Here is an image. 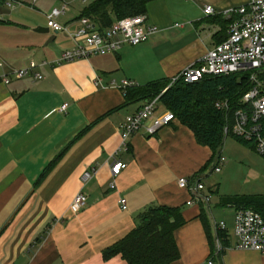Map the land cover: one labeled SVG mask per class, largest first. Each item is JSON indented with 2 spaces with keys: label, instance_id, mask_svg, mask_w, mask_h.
I'll use <instances>...</instances> for the list:
<instances>
[{
  "label": "crops",
  "instance_id": "obj_1",
  "mask_svg": "<svg viewBox=\"0 0 264 264\" xmlns=\"http://www.w3.org/2000/svg\"><path fill=\"white\" fill-rule=\"evenodd\" d=\"M9 1L0 0V18L11 12L1 6ZM246 1L148 0L147 23L157 32L146 42L60 64L51 63L74 47L67 34L70 44L62 45L61 39L57 47L40 50L19 19L0 20V264H125L120 256L104 260L102 253L128 234L135 217L150 205L178 207L186 220L174 232L180 256L170 264H264V255L235 248L232 236L215 253L218 239L210 201L202 199L209 196L205 187L194 193L177 183L186 177L204 185L207 169H201L212 150L199 144L177 118L153 135L146 133L152 121L146 120L130 138L128 150L116 154L120 124L144 103H126L124 91L167 84L226 38L234 17L221 12ZM205 5H212L214 13L204 14ZM67 6L66 13L75 10ZM82 9H76L68 28L79 27ZM54 40L56 36L50 42ZM31 60L50 63L36 69L40 79L29 74L4 82V75ZM97 78L102 87L95 86ZM122 80L134 86L122 90L108 85ZM64 103L67 108L61 112ZM166 110L163 106L154 116ZM114 161L126 165L115 178ZM217 190L214 186L210 192ZM78 192L87 201L72 212ZM202 208L210 221L213 249L199 218ZM229 208L225 223L231 234L235 208Z\"/></svg>",
  "mask_w": 264,
  "mask_h": 264
},
{
  "label": "built area",
  "instance_id": "obj_2",
  "mask_svg": "<svg viewBox=\"0 0 264 264\" xmlns=\"http://www.w3.org/2000/svg\"><path fill=\"white\" fill-rule=\"evenodd\" d=\"M81 2L86 4L89 0H81ZM67 10V4L63 3L60 8L53 9L47 16L49 31L65 33L74 42L73 48L61 52L51 64L87 59L93 55L117 53L122 46L139 45L157 32L156 26L147 23L145 14L117 19L111 26L103 29L91 19L81 17L79 27L74 32H70L66 25H61L55 20L64 15ZM203 12L206 15L213 14L214 8L212 5H205ZM221 13L228 18L234 17L227 30L226 38L209 49L198 61L173 76L168 87L179 80L193 83L207 77L249 73L252 87L242 94L237 107H232L228 100L216 102L215 107L226 115L223 127L225 138L237 137L251 144L252 150L264 159V80L259 77V74L264 72V0H248L242 5L230 7ZM45 65H50V63L44 60L41 62L31 60L27 67L14 69L4 75L3 80L8 83L10 76L21 78L29 74L40 79L41 75L35 71L38 67ZM0 66H2L1 63ZM94 84L102 87L101 80L98 78ZM108 85L125 90L133 87L134 83L122 80L120 83L110 81ZM158 102V97L146 101L139 110L125 117L120 124V144L116 154L128 150L130 138L140 130L146 120H152L151 125L146 128V133L153 135L158 129L176 119L170 110L154 116ZM66 108L67 104L64 103L60 111L65 112ZM224 162L225 158L221 150L212 162L213 172L219 173L220 166ZM125 166L121 161H114L111 165L112 177L119 175ZM84 177L89 178L90 174L86 172ZM177 183L180 188H186L194 193L204 188L202 182L197 180L190 182L186 177L179 178ZM109 186L114 188V182L111 181ZM202 199L208 204L210 196ZM86 201V194L78 192L70 205L71 211H79ZM190 203L192 201L187 202V204ZM120 204L121 209L126 210V200L121 199ZM212 225L215 231L218 228L226 230L227 235L232 236L235 248L264 255V218L259 212L251 208L235 209L231 234H228L229 230L223 221L215 223L212 220ZM222 249L223 246L218 239L215 253L217 254ZM208 264H212V261H208Z\"/></svg>",
  "mask_w": 264,
  "mask_h": 264
},
{
  "label": "trees",
  "instance_id": "obj_3",
  "mask_svg": "<svg viewBox=\"0 0 264 264\" xmlns=\"http://www.w3.org/2000/svg\"><path fill=\"white\" fill-rule=\"evenodd\" d=\"M147 3L148 0H92L82 9L80 18H89L103 29L117 19L145 14ZM259 77L264 80V72ZM169 83L127 89L124 91L125 101L146 102L158 97V101L194 133L199 144L211 148L212 156L201 170L207 169L221 152L225 140L223 127L226 115L215 104L228 100L232 107H237L239 98L252 87L249 73L207 77L193 83L179 80L168 87ZM232 138L251 146L237 137ZM220 204L235 209L251 208L264 218V195L221 196ZM207 216L202 208L199 218L210 248L213 249L211 225ZM185 222L178 207L150 205L135 217L134 228L107 247L102 257L109 260L120 256L125 264H170L180 256L174 232ZM216 237L223 247L228 246L226 230L218 228Z\"/></svg>",
  "mask_w": 264,
  "mask_h": 264
},
{
  "label": "rangeland",
  "instance_id": "obj_4",
  "mask_svg": "<svg viewBox=\"0 0 264 264\" xmlns=\"http://www.w3.org/2000/svg\"><path fill=\"white\" fill-rule=\"evenodd\" d=\"M66 1L19 0L21 2L19 5L11 0L7 2L9 4L1 5L11 12L9 15L6 14L5 17H1L0 20L19 19L20 23L27 26L29 38L37 41L40 50L57 47L58 41L61 39H63L62 45H68L71 42L70 38L63 33L55 35L56 40L53 42H48L49 38L54 35L52 32L38 33L36 31L39 28H47V16L53 9L60 8L63 3L75 7V10L71 8L65 15L55 19L59 24L67 25L79 8L82 9L92 0L86 4L80 3L79 0H75L73 3ZM69 31L74 32L75 29L69 28ZM156 108V111H162L163 104L158 102ZM222 156L225 158V162L220 166L221 171L219 173L213 172L212 166L209 164L203 180L205 192L210 196V216L215 223L221 221L228 223L230 212H232L231 208L220 204L221 196L264 195V159L257 155L250 145H244L228 136L224 140ZM214 186L218 190L211 193L210 189Z\"/></svg>",
  "mask_w": 264,
  "mask_h": 264
},
{
  "label": "water",
  "instance_id": "obj_5",
  "mask_svg": "<svg viewBox=\"0 0 264 264\" xmlns=\"http://www.w3.org/2000/svg\"><path fill=\"white\" fill-rule=\"evenodd\" d=\"M38 33H48V28H39V29H37L36 30ZM54 36L55 35H53V36H51L50 38H49V40H48V42H50V41H52L53 39H54Z\"/></svg>",
  "mask_w": 264,
  "mask_h": 264
}]
</instances>
